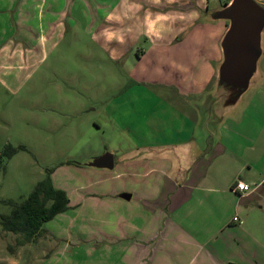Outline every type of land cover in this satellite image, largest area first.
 <instances>
[{
	"label": "rangeland",
	"instance_id": "374dc122",
	"mask_svg": "<svg viewBox=\"0 0 264 264\" xmlns=\"http://www.w3.org/2000/svg\"><path fill=\"white\" fill-rule=\"evenodd\" d=\"M152 1L85 0L90 24L77 17L68 24L47 6H34L23 16L20 0H13L10 9L0 5V16L9 15L0 18V155L6 146L16 148L1 158L0 219L12 210L7 200L23 201L46 176L70 200V208L45 222L44 235L32 243H19L18 234L0 223V264H93L84 254V240L95 225L91 209L118 212L108 203L100 208L97 193L131 191L135 184L140 192L152 190L132 175L134 164L126 157L142 143L176 140L182 123L179 103L163 109L155 98L157 90L173 94L176 89L154 86L153 77L187 78L193 71L204 77L193 57L199 58V49L211 42L207 32L218 50L227 27L225 20L206 18L209 23L195 27L182 22L185 13L178 4L159 0L160 6L153 7ZM210 8L207 12L219 6ZM103 12L106 24L98 30ZM262 46L258 67L264 74V38ZM217 56L220 61L221 53ZM215 74L216 68L213 81ZM213 81L197 109L208 113L207 125L216 128L224 117L209 114ZM105 151L114 154V168L91 167L89 162ZM139 172L147 175L146 169Z\"/></svg>",
	"mask_w": 264,
	"mask_h": 264
},
{
	"label": "crops",
	"instance_id": "0c3cea01",
	"mask_svg": "<svg viewBox=\"0 0 264 264\" xmlns=\"http://www.w3.org/2000/svg\"><path fill=\"white\" fill-rule=\"evenodd\" d=\"M227 1L213 0L210 7H220ZM255 1L264 6V0ZM12 2L0 0V5L10 9ZM162 2L178 4L180 11L185 13L184 19L180 17L184 20L182 22L187 21L195 27L209 23L205 21V12L211 10L208 1ZM160 4L156 0L150 5L157 7ZM18 6V12L23 16L32 12L34 6H47L56 9L54 13L61 12L63 21L68 24L74 23L76 17L84 23H91L90 4L86 6L85 0H20ZM7 16L1 15L0 18ZM98 17L99 30L105 26L107 18L105 12ZM209 33L206 34L211 42L199 49V58L197 55L193 57V60H199L204 77L199 79L194 71L193 76L190 74L187 78L179 74V79H166L162 77L164 73L161 77H153L154 86L176 89L173 94L170 90L164 93L157 90L153 96L163 102V109L171 106L172 101L179 103L178 115L182 123L175 130L178 138L142 143L132 148L126 157L134 164L132 175L137 180L143 178V183L152 187L149 193L138 191L136 184L131 191L97 193L99 196L94 199H98L97 205H102L100 208L108 203L118 212L114 216L106 213L111 208L100 209L97 214L91 209L90 218L95 225L84 240L85 244L88 243V251L84 250L88 262L264 264V74L259 69L258 78L243 94L239 105L223 115L222 121V117L217 118L220 121L216 128L207 125L210 115L199 113L197 108L213 81V65L215 67L219 61L218 54L220 58V49L214 48L213 36ZM127 37L130 42L131 36ZM154 38L157 41L163 39ZM156 43L152 46L160 45ZM139 169H146L147 175L140 174ZM239 180L250 185L249 191L233 189ZM132 202L134 205L130 206ZM44 229L28 243L44 235Z\"/></svg>",
	"mask_w": 264,
	"mask_h": 264
},
{
	"label": "water",
	"instance_id": "95a60500",
	"mask_svg": "<svg viewBox=\"0 0 264 264\" xmlns=\"http://www.w3.org/2000/svg\"><path fill=\"white\" fill-rule=\"evenodd\" d=\"M208 20H225L227 27L218 45L221 53L210 93L211 113L220 118L234 110L241 97L259 76L258 62L263 50L264 6L255 0H228L218 9L205 12ZM89 165L114 166V154L105 151Z\"/></svg>",
	"mask_w": 264,
	"mask_h": 264
},
{
	"label": "trees",
	"instance_id": "16d2710c",
	"mask_svg": "<svg viewBox=\"0 0 264 264\" xmlns=\"http://www.w3.org/2000/svg\"><path fill=\"white\" fill-rule=\"evenodd\" d=\"M16 148L6 146L0 155L10 157ZM12 205L11 212L2 216L0 223L3 230L18 234L19 243L33 241L43 232V224L69 208L67 193L53 185L49 176L38 181L28 196L19 203L7 200Z\"/></svg>",
	"mask_w": 264,
	"mask_h": 264
},
{
	"label": "built area",
	"instance_id": "2783aa9c",
	"mask_svg": "<svg viewBox=\"0 0 264 264\" xmlns=\"http://www.w3.org/2000/svg\"><path fill=\"white\" fill-rule=\"evenodd\" d=\"M233 189L238 192H247L250 189V185L243 181H236L233 185ZM233 219H236L235 217Z\"/></svg>",
	"mask_w": 264,
	"mask_h": 264
}]
</instances>
